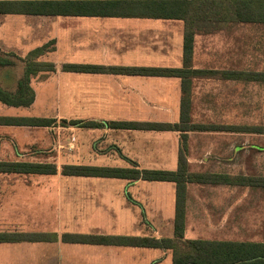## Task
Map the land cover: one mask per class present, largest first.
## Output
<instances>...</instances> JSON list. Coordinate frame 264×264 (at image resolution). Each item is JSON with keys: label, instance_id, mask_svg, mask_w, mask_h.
<instances>
[{"label": "crops", "instance_id": "0c3cea01", "mask_svg": "<svg viewBox=\"0 0 264 264\" xmlns=\"http://www.w3.org/2000/svg\"><path fill=\"white\" fill-rule=\"evenodd\" d=\"M61 18L82 19L58 24L65 34L62 40L59 37L55 38L56 49L53 53H58L59 46H62L60 50L64 51L63 60L52 62L55 65L54 72L40 73L31 78L33 103L26 107L0 102L1 118L55 120L51 127L46 128L0 125V162L53 164L56 166L57 175L46 179L39 177L44 175L0 173V233L5 232L4 229L9 227L8 220L20 218L22 213L25 217L32 215L31 218H42L43 200L48 195L45 187L52 184V197L56 198L57 205L66 188L65 193L73 204L68 208L70 219H76L78 215L83 214L86 223L91 227L89 233L84 234L138 237L134 235V228L128 226L133 223V211L138 206L137 199H134L131 193L134 189L138 191L144 181L64 176L60 168L72 165L176 171L179 164L181 132L112 129L108 124L110 122L178 123L181 79L128 73L67 72L62 67L64 64H78L115 68H182L183 39L176 49L174 62L172 46L173 31L179 32L180 26L175 24L176 21L159 19ZM12 23L17 27L21 25L20 20ZM1 32L0 41L3 38H10L7 32ZM7 42L6 39L2 46L11 48ZM1 50L14 53L4 51L2 47ZM73 53H80V56L73 57ZM12 68H0V87L7 91H15L20 79L19 77L16 83L18 74L10 72ZM48 83L50 95L43 93ZM46 99L51 100L53 106V110L47 114L40 108V104H44ZM72 121L81 124L93 122L98 126H62L61 124ZM197 134L188 133L187 137L186 157L191 174H203L201 171L210 163L217 165L226 163L228 168L236 165V148L215 149L222 155L227 153L229 158L211 157L215 150L210 147L195 146ZM72 136L76 140L73 143L74 149L61 151L59 146L70 142ZM199 154L204 155L198 156ZM158 184L161 186L152 184L148 188L167 192L169 196L170 193L175 192L176 188L170 183ZM212 186L226 188L222 185ZM227 189L221 191L230 193L229 188ZM218 193L215 190L209 192L211 199L214 200ZM231 193L235 194L234 188H231ZM110 199L119 201L120 211L117 212L116 219L120 220L119 225L127 226V229L120 228L122 231L119 233H109L110 224L115 218ZM201 199L200 194L199 200L202 201ZM18 202H23L24 205H18ZM216 207L213 211L218 212L219 208ZM12 226L17 227V225ZM55 233L58 235L59 231ZM172 236L164 237L160 232L155 231L148 237L163 239ZM63 244L67 243L61 241L0 243V264H134V260L139 259L140 254L146 253L149 254V264H156L164 258L171 259L169 251L154 248L80 244H68L63 255L60 248ZM141 249L157 250L159 253L144 252L149 250ZM13 251L31 252V254L18 255L17 252L12 254Z\"/></svg>", "mask_w": 264, "mask_h": 264}, {"label": "rangeland", "instance_id": "374dc122", "mask_svg": "<svg viewBox=\"0 0 264 264\" xmlns=\"http://www.w3.org/2000/svg\"><path fill=\"white\" fill-rule=\"evenodd\" d=\"M74 19L82 18L0 15V31H5L10 36L0 41V48L24 58L31 50L42 47L57 37L62 40L65 32L58 27V24ZM16 20L21 22V25L17 24L18 27L12 23ZM175 24L180 26V31H173L172 34L173 62L176 59L178 44L181 45L183 39L182 23L176 22ZM6 39L8 40L7 45L11 48L2 46ZM61 47L59 46L60 49ZM60 49L58 53L51 52L40 60L55 63L63 60L64 51ZM72 55L77 57L80 53ZM16 61L17 65L9 71L20 75L16 76L17 83V79L23 77L24 68L21 62ZM193 68L211 71L264 72V26L237 24L216 33L197 35L194 43ZM16 83L14 82V85ZM47 86L43 93L50 95L49 83ZM40 106L46 114L53 110L51 100L46 99ZM190 118L193 124L239 126L253 128V130L190 132L201 133L196 135L195 146L197 147H210L213 150L236 148L237 152L236 165L233 167L228 168L226 163L223 165L210 163L205 170L201 171L203 174L220 176L222 178L220 182L201 184L202 186L189 183L187 186L185 238L187 240L264 242V83L215 78L194 79ZM71 140L66 145L61 144L59 149L61 151L63 149L73 150L74 148L70 149ZM211 157L229 158L230 156L227 153L222 155L221 152L215 150ZM39 177L52 178L51 176ZM158 183L168 184V182L144 181L138 191L132 190L131 195L137 199L138 206L133 211L134 221L128 226L134 228L135 236L148 237L155 231L160 232L164 237L173 235L175 192L170 193L169 196L167 192L148 188L152 184L161 186ZM170 184L175 187L174 183ZM210 185H222L226 188L221 186L214 188ZM230 187L235 189V194L231 193ZM227 188L230 193L221 191L228 190ZM51 189L52 184L45 187L48 195L43 200L42 218H31L32 215L25 217L22 213L20 218L8 220L9 227L4 231L6 233H55L58 230L59 236L64 233H89L91 227L86 223L82 213L76 219H70L68 208L73 204L70 203L65 193L66 188H64L58 205L56 198L52 197ZM212 190L219 192L214 200L209 194ZM200 194L202 201L199 200ZM191 196L193 198L190 199ZM110 201L115 218L112 219L113 223L110 224L109 233H119L122 231L120 228L127 229V226L119 225L120 220L116 219L117 212L120 211L119 201L116 199H110ZM20 204L24 205L23 202H18V205ZM216 206L219 208L218 212L213 211L217 208ZM12 225H17V227ZM60 248L61 254L64 255L68 244H63ZM16 252L13 251L12 254ZM144 252L159 253L151 249ZM17 254L29 255L31 252H17ZM148 255V253L140 254L139 259L134 260V264H149ZM156 264H171V259L164 258Z\"/></svg>", "mask_w": 264, "mask_h": 264}, {"label": "trees", "instance_id": "16d2710c", "mask_svg": "<svg viewBox=\"0 0 264 264\" xmlns=\"http://www.w3.org/2000/svg\"><path fill=\"white\" fill-rule=\"evenodd\" d=\"M0 15L37 17H97V18H144L182 22L183 66L182 68H115L64 64L67 72L80 73H128L181 79L180 120L176 124L110 122L112 129L177 131L181 132L179 164L176 171L97 168L65 165L64 176L116 178L131 181L168 182L175 184V215L172 238L127 237L93 234L64 233H0V243L58 242L97 246H127L154 248L169 251L171 264H264V242H238L216 240H187L186 201L189 183H218V175L191 174L186 157L187 137L190 132H246V127L193 124L190 118L192 82L197 78L233 80L264 83V72L211 71L193 68L194 43L199 34H212L232 25L253 24L264 26V0H0ZM55 41L36 48L24 58L3 52L0 48V68L15 67L18 60L24 68L23 77L15 91L0 87V102L12 106H30L34 92L31 78L40 73L55 71L52 62L40 59L54 52ZM55 123L47 118H1L0 125L51 127ZM62 126L84 125L97 127L88 122H62ZM1 174L57 175L53 164L26 162H0ZM224 182V181H223Z\"/></svg>", "mask_w": 264, "mask_h": 264}, {"label": "built area", "instance_id": "2783aa9c", "mask_svg": "<svg viewBox=\"0 0 264 264\" xmlns=\"http://www.w3.org/2000/svg\"><path fill=\"white\" fill-rule=\"evenodd\" d=\"M76 140H75V137L73 136L72 137V140H71V144H70V149H73L74 147H73V143L75 142Z\"/></svg>", "mask_w": 264, "mask_h": 264}]
</instances>
